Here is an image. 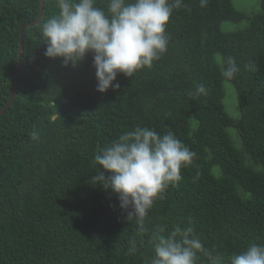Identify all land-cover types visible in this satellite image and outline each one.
I'll return each mask as SVG.
<instances>
[{
  "label": "trees",
  "instance_id": "1",
  "mask_svg": "<svg viewBox=\"0 0 264 264\" xmlns=\"http://www.w3.org/2000/svg\"><path fill=\"white\" fill-rule=\"evenodd\" d=\"M44 1L42 19L24 31L15 98L0 115V264H152L156 226L165 234L192 227L220 264L264 245V0L251 13L233 0H183L166 25L167 52L132 78L118 75L120 88L103 94L91 53L76 67L44 56L40 25L59 13L56 0ZM107 2L95 6L106 11ZM40 5L0 0V109L11 97L21 28ZM228 56L239 68L230 80L221 74ZM201 84L206 93L195 94ZM136 126L171 131L196 154L143 232L92 182L95 155ZM196 264L214 262L198 252Z\"/></svg>",
  "mask_w": 264,
  "mask_h": 264
},
{
  "label": "clouds",
  "instance_id": "2",
  "mask_svg": "<svg viewBox=\"0 0 264 264\" xmlns=\"http://www.w3.org/2000/svg\"><path fill=\"white\" fill-rule=\"evenodd\" d=\"M182 3L183 0H108L105 11L95 6L96 0H56L58 15L40 25L46 44L44 56L60 58L65 67H76L91 53L96 90L103 94L109 88L119 89L120 85L114 83L118 75L132 78L137 71L150 69L167 52L166 25L173 10ZM200 3L204 6L207 0ZM245 67L255 70L252 65ZM238 72L234 57L222 60L223 77L230 80ZM206 91L201 84L195 94ZM32 139H38L35 131ZM195 155L171 131L159 134L136 126L95 155L100 169L92 182L114 193L127 213V221H135L143 232L149 210L156 200L165 198L169 185L182 179L181 169L187 168ZM165 233L163 226H156L152 232V264H196L198 252L220 264V257H212L205 250L192 227L177 226ZM231 264H264V245L251 244L235 254Z\"/></svg>",
  "mask_w": 264,
  "mask_h": 264
},
{
  "label": "water",
  "instance_id": "3",
  "mask_svg": "<svg viewBox=\"0 0 264 264\" xmlns=\"http://www.w3.org/2000/svg\"><path fill=\"white\" fill-rule=\"evenodd\" d=\"M40 12L38 15V18L32 21L27 22L26 24H24L21 28L20 31V44H19V62H18V67L16 69V74H15V78L13 81V88H12V93H11V97L10 100L8 101V103L2 108L0 109V115L3 114L6 109L12 104L14 98H15V93H16V89H17V82H18V77H19V72H20V67H21V57H22V50H23V41H24V31L26 29V27L31 26L36 24L37 22H39L44 14V9H45V1L44 0H40Z\"/></svg>",
  "mask_w": 264,
  "mask_h": 264
},
{
  "label": "rangeland",
  "instance_id": "4",
  "mask_svg": "<svg viewBox=\"0 0 264 264\" xmlns=\"http://www.w3.org/2000/svg\"><path fill=\"white\" fill-rule=\"evenodd\" d=\"M235 5L248 12H253L258 6L259 0H233ZM231 93V96H230ZM225 97V103L229 112L233 115L237 114L238 107H236V93L230 91ZM239 115V112H238ZM234 132V129H230Z\"/></svg>",
  "mask_w": 264,
  "mask_h": 264
}]
</instances>
